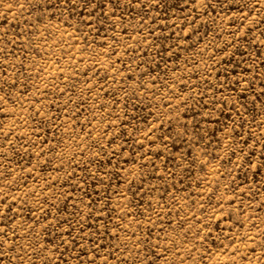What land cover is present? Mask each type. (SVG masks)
Segmentation results:
<instances>
[{
	"label": "rangeland",
	"instance_id": "374dc122",
	"mask_svg": "<svg viewBox=\"0 0 264 264\" xmlns=\"http://www.w3.org/2000/svg\"><path fill=\"white\" fill-rule=\"evenodd\" d=\"M0 264H264V0H0Z\"/></svg>",
	"mask_w": 264,
	"mask_h": 264
}]
</instances>
